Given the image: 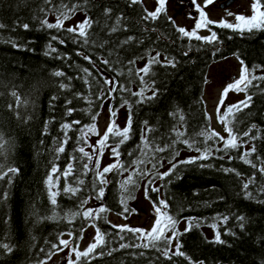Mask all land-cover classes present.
<instances>
[{"label": "trees", "instance_id": "trees-1", "mask_svg": "<svg viewBox=\"0 0 264 264\" xmlns=\"http://www.w3.org/2000/svg\"><path fill=\"white\" fill-rule=\"evenodd\" d=\"M65 4L69 7L77 5L74 15L82 14L93 21L88 29V44L65 30L71 26L49 29L43 24L45 20L56 23L51 18L58 17ZM108 8L112 11L106 15L105 9ZM145 8L148 9L144 2L130 4V0H0V24L4 25L0 28V166L5 171L8 168L19 169L18 173L12 174L10 184L7 178L0 180V197L4 192L8 193L7 199L0 198V244L13 247L11 253L0 248V264H40L48 260L50 252H58L52 249V245L58 243L61 234L62 238L69 237V232L75 234L71 247L79 245L81 228L86 231L93 221H85L78 216L68 223L67 217L73 212L96 209L101 205L110 211L101 214L106 216V220H96L94 227H99L105 234L106 243L96 249L95 258L89 259L88 264H190L181 256L167 259L160 250L165 247L162 243L157 248L135 247L142 243L139 234L120 232L112 227L117 224L108 218L110 214L124 218L132 214H119L122 209L120 185L135 167L132 161L143 158L137 145L141 143L145 121L155 129L148 134L149 139L160 146L176 139L172 132L174 127L185 133L181 140L195 141L193 148L178 142L174 149L157 153L153 162L162 161V166L157 164L160 173L171 167L169 160L173 151L179 153L172 161L176 163L191 158L182 157L185 152H197L196 148L201 151L207 147L213 149L209 159L178 164L170 176L163 180L155 178L154 185L160 189L159 192L151 191V187L148 189L150 202L167 200L170 214L179 221L177 230L182 235L178 241H172V250L175 251L179 243L182 246L180 251L195 264H264V192L259 191L264 187V176L239 158L242 152L255 145L257 151L249 159L258 167L264 164V81H253V85L258 84L259 87L250 86L244 92L245 97L252 96L249 107L234 112V119L229 116L237 134L252 129L251 134L258 139L249 140L241 136L240 143H248L238 150L225 152L216 151V148L223 147V142L209 140L205 143L204 138L198 135L205 129H214L204 97L209 66L229 56L242 60L250 70L256 65L264 66V31L240 34L233 29L210 24L207 29L215 32L218 40L207 43L183 37L177 31L179 26L167 19L171 17L167 11L159 19L143 20ZM117 17H122L118 26ZM24 24L29 27L23 28ZM114 26L118 31L111 32ZM54 36L58 39L53 40ZM129 37L134 39L124 43ZM49 45L56 51H51ZM157 52L162 63L153 64L142 83L137 70L144 68ZM84 55L90 56L91 62L85 60ZM168 59L175 61V67L167 64ZM104 60L109 63L104 64ZM83 69L91 73L86 77L87 82ZM56 72L64 75L56 76ZM255 75H264V71L257 69ZM105 78L118 82L115 93L108 95ZM145 83L148 88L144 95L151 96L152 90H158L157 96L137 103L139 98L131 92H138ZM61 84L67 87L62 88ZM119 85L131 92L121 90ZM101 94L104 99H97ZM83 97L91 100V105ZM125 100L131 105L130 109L128 105L121 107ZM107 104L113 110L118 109L117 112L126 109L127 115L131 114L130 139L119 149L120 161L128 171L107 173L104 197L97 200L96 189L101 185L98 182L94 185L93 171L82 174L84 161L79 159L81 154L75 149L84 146L78 139L81 135L79 130L92 124V115L97 112L100 115ZM68 109L74 111L68 114ZM177 109L184 116L182 122L170 115ZM74 121L80 123L73 124ZM65 123L72 125L67 132L70 139L65 151L57 158L55 149L64 138L61 125ZM118 139L110 137L108 143L113 144ZM72 156L78 158L74 162L77 171L67 181L61 176L58 184L60 195L56 197L54 206L50 203L46 178L53 164L63 172ZM140 167L142 170L151 169V164ZM253 173L256 183L247 189L252 193L249 198L243 184ZM77 178L84 180V184L79 185L82 190L76 196L65 195V184L75 187ZM134 179L138 184L129 185V191L135 197L128 200L129 209H135L139 192L145 191L147 180L153 176ZM86 199L88 203L82 209L80 203ZM54 214L58 218L49 219ZM225 216L228 217L226 223L222 219ZM240 216L244 217L243 221L237 219ZM185 218H194V226L187 232V225L178 229ZM197 222L198 227L195 226ZM213 224L216 228L211 226ZM217 230L225 243L214 242ZM122 244L130 246L121 247ZM101 252L103 255H97ZM80 264H84L83 259Z\"/></svg>", "mask_w": 264, "mask_h": 264}, {"label": "snow or ice", "instance_id": "snow-or-ice-1", "mask_svg": "<svg viewBox=\"0 0 264 264\" xmlns=\"http://www.w3.org/2000/svg\"><path fill=\"white\" fill-rule=\"evenodd\" d=\"M86 2V0H85ZM215 3V0H204L203 5L200 3H197V0H192V4L195 7V9L198 11L199 16L197 18V23L195 24V27L189 31L186 28L183 27H177V31L182 34L183 37H188L189 39H196V40H203L207 43H213L218 40V37L215 32H211L209 36H200L199 30L202 28H207L210 24H216L218 27L223 28H229L233 29L234 31H238L240 34H243L245 31L251 33L254 30L257 31H264V3L261 2V0H253V3L251 5L253 14L251 16H245L243 14L236 15L235 20L236 23H229L225 20L221 21H212L208 18V14L205 11V9L209 6ZM130 4H143V0H130ZM156 8L154 10H148L145 8V13L142 17L143 20L147 21L149 19L156 20L159 19L161 14H166L167 8V0H156ZM77 5L73 4L71 7H69L67 4L62 6V10H60V14L57 17L56 23H48L47 20L43 21V24L51 29H61L64 28V21L71 19L72 15L75 14L77 10ZM112 9L108 8L105 9V14H110ZM228 15H232V13H228ZM122 17H117L116 19V25L118 26L120 24V20ZM170 21L175 23L171 17H167ZM93 21L85 17V19L81 22H79L77 25H74L72 27H69L65 29L69 33H73L76 37L82 38L83 43L86 45L89 43L88 40V29L92 27ZM114 26L110 29L111 32L118 31V27ZM4 25L0 24V28H3ZM23 28L27 29L29 26L27 24L22 25ZM53 40L58 39V37H52ZM134 39L133 37H129L127 40L124 41V43H127L128 41ZM60 43H64L63 40H60ZM93 43H95L93 41ZM103 46L102 44L100 45ZM51 51H56L54 48H51V45H49ZM83 55L82 53H80ZM187 53H185L186 55ZM160 53L157 52L155 56L150 57L147 64L144 68L137 70V75L140 79V81L144 82V76L148 75V73L151 70V67L153 64H159L162 63L159 59ZM84 59L91 62V57L84 55ZM104 64H108L109 61L104 60ZM129 63H134V61H129ZM241 75L238 79H236L233 83L228 84L223 92L221 93L220 102L217 105V116L220 123L224 124V131L227 134V136L221 135L219 132L215 131L214 129H205L201 131L198 135L204 138V142L207 143L209 140L219 141L223 142L222 148H216V151H225L227 152L229 149H240L244 146V144H247L248 141H244L243 144L240 143L241 136L248 137L249 140H256L258 139L257 136H253L251 134L252 129H249L247 132H244L243 134H237L234 131V128L232 126V120L229 119V116H232L234 119V112L242 111L244 108L249 107L252 96L246 95L245 99L243 101L238 102L235 105H228L225 107L224 101L225 98L228 96V93L230 91H236V92H247L248 88L251 87H259L258 84L253 85V81H264V75L257 76L255 75V72L257 69H261L264 71V66L256 65L251 70L248 68L246 64L241 60ZM167 64L175 67V61L173 59H168ZM83 72L85 73V81L86 77L91 75L88 69H83ZM140 73H143L144 75H140ZM56 76H63L64 73L62 72H56L54 73ZM154 83V82H153ZM104 84L108 86V95H111L112 93H115L117 91L118 82L114 79H104ZM62 88L67 87V85L61 84ZM119 88L123 91H129L130 89L125 88L122 85H119ZM148 88V85L145 83L144 87H142L138 92H131V95L137 96L139 99L136 101L137 103H142L145 100H152L155 99L157 96L158 90H152L151 96H145L144 92L145 89ZM151 90V89H149ZM15 95V93H13ZM85 100L88 101V103L91 105L92 101L88 100L87 97H83ZM97 99H104L103 94L97 97ZM68 103H71V101H68ZM124 105H128L129 109L131 108V105L128 104V101L125 100L124 103L121 105L123 107ZM221 108H225V111L223 114H221ZM74 111V109H68V114H71V112ZM117 110H113L111 107L109 108L110 113V123L104 132L103 136L99 135V132L96 128V118L99 115V113H95L92 115V121L93 123L90 125H84L79 130L80 131V137L78 138L83 142L84 146H79L75 149V151H78L81 156L79 157L80 160L84 161L82 163V169L83 175H87L88 172L93 171L95 174V181L98 182L101 187L96 189V196L95 198L97 200H102L104 197L105 189L103 185L108 183V180L106 178V174L112 171H128V168L125 167V165L120 161V146L126 143L130 139V132L132 130V118L131 114L128 116L127 124L124 128H120L115 121ZM171 116L178 118L180 122L184 120V116L182 114V111L177 109L176 112L170 113ZM207 119H210V117H206ZM79 121H74L73 124H79ZM145 128L143 130V135L141 136V143L137 145V148L140 150L143 158H137L132 161V164L135 165V167L132 169L131 173L125 178V180L121 183L120 187L122 189V198L120 200V204L122 205L120 215L124 216L125 213H135L136 209H129L128 208V200L129 199H135V197L131 194L129 191V185L136 186L138 184L137 179H134V177H148L153 176V179H148L145 184V198L150 199L148 196V189L151 187V191L153 192H159L160 189L154 185V179L159 178L163 180L165 177H168L172 174V172L176 169L178 164H191L195 163L197 160H207L213 155V149L211 147L205 148L203 151H201L200 148H196L195 150L197 152H200L201 155L197 157H191L184 161H177L176 163H173L172 161L175 160V157L179 155L178 152L173 151L172 153V159L169 160V163L171 164V167L168 169V171L160 173L157 171V164H161L162 161L155 160L157 153H163L169 149H174V146L176 143H183L187 145L189 148H193L195 145V141L192 143H189V140L180 138L185 135V133L181 130H179L178 127H174L172 129V132L175 134L176 139L172 140L171 143L165 144L164 146H160L159 144H156L152 142L149 139V133L154 132L155 129L148 126V122L145 121ZM62 130H64V138L60 141L59 146L55 149L57 155V158H59V154L63 153L65 151V146L67 145L68 140L70 139L67 135V132L71 130L72 125L70 124H62L61 125ZM252 128H256V125H252ZM89 134L96 135L99 137L95 145L88 144V137ZM118 137V141H115L113 144H109V138ZM86 148H91L92 151L89 152L86 150ZM109 149L113 158L114 162L112 164H109L105 166L102 170L100 169V159L103 157L105 149ZM257 149L256 146L253 145L250 149H246L244 152L241 153L240 159L243 160L245 163L250 164L253 168H255L262 176H264V164H261L259 167L254 164L249 157L256 153ZM131 155V153H129ZM223 158V157H221ZM232 157H229L231 159ZM76 156L70 157L69 163L65 166V169L63 172L60 171L59 167L55 164H53L52 168L50 169V172L46 178V186L48 188L49 192V199L50 203L52 205L57 204L56 197L60 195V189L58 187L59 180L61 176L65 179V181L68 180L70 176H75L76 169L74 168V162L77 161ZM259 159V157H257ZM93 160H95V163H93ZM145 164H151V169H141V165ZM203 166V165H201ZM19 169L17 168H8L6 171L3 169L2 166H0V180H5L7 178V182L10 184L12 180V174L18 173ZM225 171L232 172L235 171L234 169H225ZM59 173V175H57ZM239 175V173H237ZM55 176V181L53 180V177ZM256 178L255 173L243 184V189L245 190V194L247 197L251 198L252 193L247 192V189L250 184H255ZM84 180L77 178V186L73 187L72 184L66 183L63 188V193L68 196H76L82 189L79 187V185H83ZM55 189V190H53ZM259 191L264 192V187H261ZM126 193L127 195H123ZM3 199L8 198V193L4 192L2 194ZM88 199H92V197H88ZM88 203V200H82L80 203V207L83 209V206ZM153 205V214L155 215L156 219L154 221V224L150 230H145L141 228H131L128 225H112V227L117 228L120 230V232H132L133 234H139V239L142 241L141 244L134 245L135 247H153L157 248L159 244H164L165 247H163L161 250L162 255H164L167 259L171 260L172 256H181L185 257L190 261V264H195V262L191 261L190 257L186 256V253L180 251V248L182 247L179 243L176 244L175 251L172 250V241L177 240L182 233H180L177 230V224L179 221L170 214L169 212V204L167 200L164 199H158L156 201H152ZM110 209L106 208L104 205H101L100 207L96 209H84L83 211H77L70 214V216L67 217L68 223H72L76 217L80 216L83 217L85 221H93V225L95 226L94 222L98 219H105L106 216H102L101 214H105L109 212ZM58 217L54 214L52 217H49V219H57ZM125 218H127L125 216ZM223 221L226 223L228 220V217H223ZM238 220L243 221L244 217L240 216L237 217ZM187 221V227L185 228V232L190 231L192 229L193 220L194 218H185ZM196 227L199 226V223L197 222ZM213 228H216V225H211ZM243 227V223L240 225ZM85 231L84 228H81L80 232V239L83 238L82 233ZM168 233H171L169 235ZM70 239L66 240L63 239L61 234L60 237H58V243L52 245V249H55L56 251H64L65 248L69 249V256H68V264H80V261L83 259L84 264H88L89 259H94L95 256L93 254H96V249L98 247H102L106 241H105V234L102 233L99 229V227H96V234L93 237V242L88 245V247L84 251H80L78 245L75 247H71L72 238H74L75 234L72 232L68 233ZM123 239V237H121ZM146 241V242H144ZM214 242L216 243H225V241L221 240L220 233L217 230L215 233ZM62 246V247H61ZM130 245L122 244L121 247H129ZM0 248H3L7 253H11L13 251V247L9 246L8 244H0ZM75 254L76 260H72V254ZM171 253V255H170ZM55 252H50L47 259H51L52 255H54ZM111 254L110 252L108 253ZM97 255H103V252L98 253ZM40 264H46V261H41ZM200 264H203V262H200Z\"/></svg>", "mask_w": 264, "mask_h": 264}, {"label": "rangeland", "instance_id": "rangeland-1", "mask_svg": "<svg viewBox=\"0 0 264 264\" xmlns=\"http://www.w3.org/2000/svg\"><path fill=\"white\" fill-rule=\"evenodd\" d=\"M149 10L156 8V0H143ZM204 0H197V3L203 5ZM253 0H235L234 3L225 8H220V0H215V3L209 5L205 11L208 14V18L212 21H221L222 19L229 23H236L235 16L243 14L245 16H251L253 14L251 5ZM167 12L175 21L179 27H183L191 31L197 23L199 16L198 11L192 4V0H167ZM226 8H228L226 10ZM232 13V15H228ZM85 16L82 14H76L71 19L64 21L66 26H74L83 21ZM51 20H57V17L51 18ZM200 36H209L211 32L207 28H202L198 33ZM241 75V63L240 59L235 56H229L224 59L213 62L208 69L207 81L204 88V97L207 103L208 110L211 115L212 127L220 134L227 136L224 131V124L220 123L217 116V105L220 102L221 93L224 88L233 83ZM245 99L244 92L230 91L225 98L224 105L237 104ZM225 108H221V114ZM128 115L126 109H122L117 112L115 121L119 127H125L127 123ZM110 123L109 104L105 105L103 111L97 120V130L100 136H103L108 125ZM99 139L96 135L89 136V144L95 145ZM90 152L91 148H87ZM201 155L200 152H185L182 157H196ZM114 158L109 149H105L103 157L100 159V169L112 164ZM168 167V166H166ZM136 212L132 213L129 217L124 218L116 214H110L109 220L117 225H128L137 228L150 230L156 219L153 214V205L149 199L145 198V191L141 190L137 197V201L134 204ZM187 225V221H183L178 226V229H183ZM96 234V228L90 226L84 233L81 242L78 247L80 251H84L90 243L93 242V237ZM171 235V233H168ZM209 237H211L208 234ZM68 236H64L63 239L68 240ZM176 242V240H174ZM69 249L65 248L64 251H58L51 259L46 260V264H68ZM72 260H76V256L72 254Z\"/></svg>", "mask_w": 264, "mask_h": 264}, {"label": "water", "instance_id": "water-1", "mask_svg": "<svg viewBox=\"0 0 264 264\" xmlns=\"http://www.w3.org/2000/svg\"><path fill=\"white\" fill-rule=\"evenodd\" d=\"M221 2H224L225 0H220ZM235 0H227L225 3L220 4V8H225L227 6H230L234 3Z\"/></svg>", "mask_w": 264, "mask_h": 264}, {"label": "flooded vegetation", "instance_id": "flooded-vegetation-1", "mask_svg": "<svg viewBox=\"0 0 264 264\" xmlns=\"http://www.w3.org/2000/svg\"><path fill=\"white\" fill-rule=\"evenodd\" d=\"M226 1H227V0H225L224 2H221V1H220V4L225 3ZM227 9H228V8H226V10H227Z\"/></svg>", "mask_w": 264, "mask_h": 264}]
</instances>
